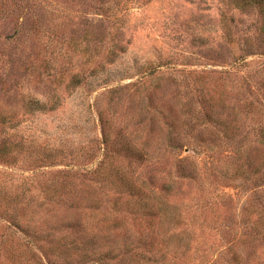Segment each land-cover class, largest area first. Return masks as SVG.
<instances>
[{
	"label": "rangeland",
	"instance_id": "rangeland-1",
	"mask_svg": "<svg viewBox=\"0 0 264 264\" xmlns=\"http://www.w3.org/2000/svg\"><path fill=\"white\" fill-rule=\"evenodd\" d=\"M260 23L0 0V264H264Z\"/></svg>",
	"mask_w": 264,
	"mask_h": 264
},
{
	"label": "trees",
	"instance_id": "trees-1",
	"mask_svg": "<svg viewBox=\"0 0 264 264\" xmlns=\"http://www.w3.org/2000/svg\"><path fill=\"white\" fill-rule=\"evenodd\" d=\"M236 5L239 4L241 7L254 8L261 19L259 27V35L264 43V0H230Z\"/></svg>",
	"mask_w": 264,
	"mask_h": 264
}]
</instances>
